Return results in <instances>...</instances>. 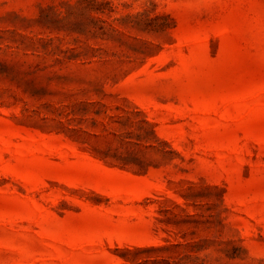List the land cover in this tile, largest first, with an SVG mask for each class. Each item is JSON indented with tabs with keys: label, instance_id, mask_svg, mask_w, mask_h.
<instances>
[{
	"label": "rangeland",
	"instance_id": "obj_1",
	"mask_svg": "<svg viewBox=\"0 0 264 264\" xmlns=\"http://www.w3.org/2000/svg\"><path fill=\"white\" fill-rule=\"evenodd\" d=\"M0 264H264V0H0Z\"/></svg>",
	"mask_w": 264,
	"mask_h": 264
}]
</instances>
